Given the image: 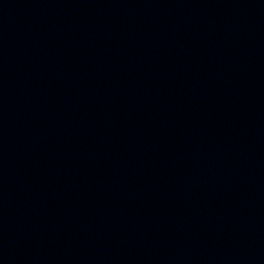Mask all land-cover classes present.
I'll list each match as a JSON object with an SVG mask.
<instances>
[{
    "label": "water",
    "instance_id": "obj_1",
    "mask_svg": "<svg viewBox=\"0 0 264 264\" xmlns=\"http://www.w3.org/2000/svg\"><path fill=\"white\" fill-rule=\"evenodd\" d=\"M0 264H264V0H0Z\"/></svg>",
    "mask_w": 264,
    "mask_h": 264
}]
</instances>
